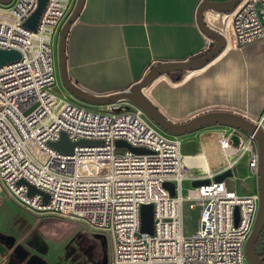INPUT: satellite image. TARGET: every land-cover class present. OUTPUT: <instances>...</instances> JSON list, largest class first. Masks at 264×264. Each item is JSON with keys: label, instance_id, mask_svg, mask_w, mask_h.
I'll return each instance as SVG.
<instances>
[{"label": "built area", "instance_id": "1", "mask_svg": "<svg viewBox=\"0 0 264 264\" xmlns=\"http://www.w3.org/2000/svg\"><path fill=\"white\" fill-rule=\"evenodd\" d=\"M74 1L46 0L35 28L23 21L37 0L0 2V47L19 51V57L0 64V182L32 210L76 216L108 232L112 264H251L245 240L258 208L256 184L240 191L213 175L225 168L232 174L233 165L246 153L247 166L256 176L253 131L231 126V131L221 132L217 142L224 162L211 170L186 162L180 138L161 131L139 106L126 108L124 100L117 99L96 108L73 100L63 83L55 89V42ZM223 15L235 44L264 36V0H241ZM209 42L207 36L203 50ZM246 116L264 131V104ZM62 131L70 140L100 141L57 149L51 141ZM117 137L148 150L133 151L115 143ZM116 146L124 148L115 152ZM192 163L197 172L190 171ZM195 177L208 181L193 184ZM165 180L173 181V193ZM184 181L190 183L185 188ZM30 184L37 190L28 192ZM185 198L199 210L197 228L188 235L182 232ZM149 201L151 232L139 229L141 203Z\"/></svg>", "mask_w": 264, "mask_h": 264}, {"label": "crops", "instance_id": "2", "mask_svg": "<svg viewBox=\"0 0 264 264\" xmlns=\"http://www.w3.org/2000/svg\"><path fill=\"white\" fill-rule=\"evenodd\" d=\"M198 1L83 0L65 36L68 75L88 91L105 93L125 88L159 60L201 54L207 36L195 20ZM204 12L207 22L225 33L223 47L198 67L158 74L144 87L146 94L172 120H183L211 108L246 115L259 111L264 104V71L256 66L253 53L247 58V52L264 46V36L237 45L223 12L224 26L211 19L210 14L215 17L218 11ZM209 41L210 46L212 39ZM211 130L219 135L231 131V126L208 123L190 133L199 140L201 132ZM185 155L190 162H203L208 167L201 146L197 152Z\"/></svg>", "mask_w": 264, "mask_h": 264}, {"label": "water", "instance_id": "3", "mask_svg": "<svg viewBox=\"0 0 264 264\" xmlns=\"http://www.w3.org/2000/svg\"><path fill=\"white\" fill-rule=\"evenodd\" d=\"M10 0H0L2 3H8ZM46 0H37L35 8L23 21L25 25L30 28H35L38 15ZM83 0H75L72 8L62 21L56 42V61L58 75L64 86L76 97L90 102L102 103L117 99H128L138 105L146 115L158 126L169 132H185L202 126L208 123H222L234 127H240L249 131H253L257 139L258 146V161L256 173V188L258 191V208L255 215L253 226L245 240V253L248 261L251 264H264V258L261 257L256 248V237L264 224V131L250 120L246 115L226 108H211L200 111L183 120H172L165 116L158 106L146 94L144 87L158 74L168 72L175 69H189L195 68L204 64L212 56H214L225 44L226 36L222 30L209 24L204 18V11L206 9H213L219 14L212 17L213 21L219 20L220 25L224 26V22L220 13L229 11L235 7L240 0H199L195 7V20L200 29L212 39L210 46L201 54L181 59V60H159L151 64L146 71L136 80L131 82L125 88L113 90L105 93H97L88 91L78 85L70 78L66 70L65 63V36L67 29L76 17ZM19 57V51L14 48L0 47V64L6 61ZM100 141L95 137H79L76 140L67 138L64 131L61 132L59 138L51 141V144L57 149L71 150L73 145L77 142H93ZM115 143H124L133 151H146L148 148L144 145H133L127 142L122 137L115 138ZM231 174L230 168H225L213 175V179H223L225 176ZM208 181V177H195L192 179L193 184ZM169 187L170 193L174 192L173 181L165 180L163 182ZM37 190V188L30 184L28 192ZM44 199L48 197L47 192H42ZM234 217L237 218V206L234 207ZM152 203L143 202L140 206V230L152 231ZM0 251L11 247V252L17 258L15 264H52L43 255L36 251H30L21 241H15V235L0 231ZM3 247V248H2Z\"/></svg>", "mask_w": 264, "mask_h": 264}, {"label": "rangeland", "instance_id": "4", "mask_svg": "<svg viewBox=\"0 0 264 264\" xmlns=\"http://www.w3.org/2000/svg\"><path fill=\"white\" fill-rule=\"evenodd\" d=\"M210 16L214 17L212 14ZM210 22L212 21L210 20ZM249 49L250 52L246 51L247 58L253 53L251 57L255 56L256 66L264 71V46H256L254 50ZM61 84L62 81L58 75L54 88L61 89ZM71 98L87 106L96 108L102 106L100 103L85 101L74 95H71ZM123 104L126 108L138 106L128 99H124ZM160 130L169 135L178 136L181 140L183 153L197 152L198 146H201L205 151L207 165L211 170L224 162L223 153L217 142L218 131L201 132L198 140L190 133L191 130L176 133L161 127ZM231 140L233 143L237 141L235 132L231 133ZM123 148L124 146H116L114 151L121 152ZM186 160L191 163L189 159L186 158ZM195 163L191 164V172L198 171ZM224 180L227 186L235 187L240 191L251 190L255 186L256 176L250 172L247 166L246 153L239 156L233 165L232 174L225 176ZM189 184L184 181V188ZM189 202L188 198L182 201V232L185 235L195 231L199 214L198 207L190 206ZM0 231L14 234L16 240L21 241L31 251L43 255L52 264H112L111 240L108 232L92 228L83 219L76 216L63 215L53 211L32 210L10 195L1 182ZM137 232L139 233V231ZM43 241L44 244L41 246ZM6 261L7 252L0 251V264H5Z\"/></svg>", "mask_w": 264, "mask_h": 264}, {"label": "trees", "instance_id": "5", "mask_svg": "<svg viewBox=\"0 0 264 264\" xmlns=\"http://www.w3.org/2000/svg\"><path fill=\"white\" fill-rule=\"evenodd\" d=\"M255 248L258 254L264 258V224L256 237Z\"/></svg>", "mask_w": 264, "mask_h": 264}, {"label": "flooded vegetation", "instance_id": "6", "mask_svg": "<svg viewBox=\"0 0 264 264\" xmlns=\"http://www.w3.org/2000/svg\"><path fill=\"white\" fill-rule=\"evenodd\" d=\"M15 241H18V240H15ZM0 244H3V240H1V243ZM3 251H6L7 252V261H6V264H15L16 261H17V258L13 255V253H10L11 252V247L7 248L6 250H5V248H3Z\"/></svg>", "mask_w": 264, "mask_h": 264}, {"label": "bare ground", "instance_id": "7", "mask_svg": "<svg viewBox=\"0 0 264 264\" xmlns=\"http://www.w3.org/2000/svg\"><path fill=\"white\" fill-rule=\"evenodd\" d=\"M241 1V0H240ZM145 90V89H144ZM191 156H198V155H193V154H191ZM184 160L186 161V162H188L187 160H186V155H185V153H184ZM189 163V162H188ZM202 165H204V163H201ZM205 167V166H204Z\"/></svg>", "mask_w": 264, "mask_h": 264}]
</instances>
